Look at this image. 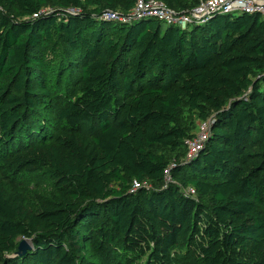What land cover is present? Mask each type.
I'll return each mask as SVG.
<instances>
[{
	"label": "trees",
	"instance_id": "trees-1",
	"mask_svg": "<svg viewBox=\"0 0 264 264\" xmlns=\"http://www.w3.org/2000/svg\"><path fill=\"white\" fill-rule=\"evenodd\" d=\"M135 3L0 0V163L57 190L30 212L0 182V264H81L85 247L177 264L179 241L197 264H264V19L104 15ZM183 108L209 124L187 159Z\"/></svg>",
	"mask_w": 264,
	"mask_h": 264
},
{
	"label": "rangeland",
	"instance_id": "rangeland-1",
	"mask_svg": "<svg viewBox=\"0 0 264 264\" xmlns=\"http://www.w3.org/2000/svg\"><path fill=\"white\" fill-rule=\"evenodd\" d=\"M203 1V0H201ZM172 9V8H171ZM174 10V9H172ZM175 12H179L174 10ZM239 11V10H238ZM119 14H124L121 11H117ZM183 13V12H179ZM223 13V12H221ZM166 25V22H163ZM190 25V24H189ZM187 25V26H189ZM177 27H180L176 25ZM49 53L51 51H48ZM78 91V89L76 90ZM49 118H52L51 114H48ZM179 118L182 124L186 127L190 137L184 140L185 154L187 153V141L197 140L201 134V124L205 122L202 120L196 112H190L186 108H183L179 114ZM50 126V125H48ZM52 134V133H51ZM51 135H49L50 137ZM48 139L47 142H49ZM162 151V150H160ZM165 156L169 160L170 164L175 162V159L180 154V151L173 152L170 150H164ZM197 153L191 156L193 158ZM184 158V157H183ZM187 155L185 159H187ZM0 182L6 189L11 187H16L17 190L21 192L24 199L25 208L32 212L39 209V203L41 201H51L57 190L54 185V179L52 178L48 170L42 169L40 171L30 173L23 168L9 167L0 163ZM132 189H134L132 184ZM192 188H187V192H191ZM190 194H193L192 192ZM195 194V193H194ZM206 205H208V198H202L201 200ZM25 238H17L18 244ZM26 240V239H25ZM29 242L28 240H26ZM172 255L174 256L177 264H197L191 253H189L183 244L179 241L177 245L172 250ZM12 255V254H10ZM6 256H9L8 254ZM132 255H126L120 248H112L108 250L105 254H95L85 247L83 251V256L81 258V264H145L144 258L138 259L131 257ZM133 260V261H132Z\"/></svg>",
	"mask_w": 264,
	"mask_h": 264
},
{
	"label": "built area",
	"instance_id": "built-area-1",
	"mask_svg": "<svg viewBox=\"0 0 264 264\" xmlns=\"http://www.w3.org/2000/svg\"><path fill=\"white\" fill-rule=\"evenodd\" d=\"M238 10L250 14H259L264 19V0H203L183 13L175 12L161 0H136L135 6L129 15H122L117 12L105 13L104 15L111 20L122 23H128L132 18L151 16L161 22H166L168 25H178L184 28L194 22L204 21L214 13H231ZM208 129V122H203L199 138L187 141L186 155L188 158L201 148ZM139 185V182L133 181L134 189L138 188ZM190 191L194 194L193 189Z\"/></svg>",
	"mask_w": 264,
	"mask_h": 264
},
{
	"label": "water",
	"instance_id": "water-1",
	"mask_svg": "<svg viewBox=\"0 0 264 264\" xmlns=\"http://www.w3.org/2000/svg\"><path fill=\"white\" fill-rule=\"evenodd\" d=\"M30 244L29 242H27L25 239L22 240L19 244H18V249L17 251L14 253V256H21L23 255L27 250H30Z\"/></svg>",
	"mask_w": 264,
	"mask_h": 264
}]
</instances>
